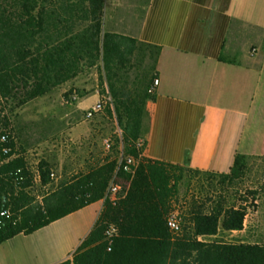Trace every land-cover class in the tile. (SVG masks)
<instances>
[{
  "label": "trees",
  "instance_id": "trees-1",
  "mask_svg": "<svg viewBox=\"0 0 264 264\" xmlns=\"http://www.w3.org/2000/svg\"><path fill=\"white\" fill-rule=\"evenodd\" d=\"M51 2L53 6L59 2L57 10L70 19L79 15L84 26L76 31L66 28L64 37L43 49L36 45V37L46 18L45 0H0V135H8V142L0 143V213H10L0 217V244L102 200L114 180L129 184L126 195L115 205L103 203L71 261L61 264H264V243L216 238L220 232L243 230L247 196L253 199L257 194L242 195L247 157L237 155L229 174L218 176L145 158L133 174L121 169L120 147L123 156L137 157L135 144L142 139L145 149L143 119L146 104L153 100L150 87L156 79L159 47L103 32L104 0ZM92 68L101 94L110 98L106 114L115 117L120 137L114 139L109 157L53 187L52 165L43 159L35 167L29 165L17 149L10 118L27 103ZM3 148L9 151L4 153ZM184 177L216 180L217 189L210 184L211 191L190 199L180 233L173 235L166 216ZM108 226L115 229L111 238L106 236Z\"/></svg>",
  "mask_w": 264,
  "mask_h": 264
},
{
  "label": "crops",
  "instance_id": "crops-1",
  "mask_svg": "<svg viewBox=\"0 0 264 264\" xmlns=\"http://www.w3.org/2000/svg\"><path fill=\"white\" fill-rule=\"evenodd\" d=\"M242 27L251 50L239 44ZM102 30L160 49L143 119L145 159L218 176L237 155L264 157V0H104ZM66 31L49 13L36 45L55 44ZM67 86L54 90L62 105L78 98V90L63 97ZM101 209L92 202L11 236L0 244V264L71 261Z\"/></svg>",
  "mask_w": 264,
  "mask_h": 264
},
{
  "label": "rangeland",
  "instance_id": "rangeland-1",
  "mask_svg": "<svg viewBox=\"0 0 264 264\" xmlns=\"http://www.w3.org/2000/svg\"><path fill=\"white\" fill-rule=\"evenodd\" d=\"M51 1L56 3V0H45V16L51 13L55 19L65 21L66 28H73L74 31L84 26L79 15L70 19L66 13L57 10L60 7L59 2L53 6ZM140 1L136 0V3ZM242 32L243 40L239 44L246 47L252 41L248 39L247 28L242 27ZM253 47L254 45H250L249 49ZM67 84L68 90L63 97L68 98L74 90H78V98L75 101L62 105L56 92L52 91L27 103L16 111L15 117L10 118L17 149L24 152L29 165L35 167L41 159L48 160L52 165L53 187L109 157L114 139L120 137L115 117L106 114L108 104L90 119L85 118L86 110L95 104H91L92 95L97 101L106 96L101 94L102 87L98 85L95 69L82 71ZM80 102L82 108L77 110ZM106 142L109 143V148ZM118 150L120 164L123 154L121 147ZM245 161L247 165L242 195L249 191H255L257 194L253 199L247 196L245 205L248 210L243 230L233 233L220 232L216 238L227 243L261 244L264 243V161L257 156H249ZM204 181V177H196L191 181L184 177L172 205L178 206L184 214L192 197H201V194L211 191V187L217 189L216 180L211 183ZM43 191L46 192V189ZM37 199L40 200L39 197Z\"/></svg>",
  "mask_w": 264,
  "mask_h": 264
},
{
  "label": "built area",
  "instance_id": "built-area-1",
  "mask_svg": "<svg viewBox=\"0 0 264 264\" xmlns=\"http://www.w3.org/2000/svg\"><path fill=\"white\" fill-rule=\"evenodd\" d=\"M158 85V80L155 79L152 84V89ZM110 101V98L106 96L100 97V99L89 109L86 110L85 112V118L90 119L93 117L95 114L99 113L102 111L105 106L108 104ZM8 142V135L3 133L0 135V143L5 144ZM107 143V148H109V143ZM144 146V142L142 139L138 140L135 144L136 149L139 151V154L137 157L133 156H123L120 161V166L123 172L133 174L134 171L136 170L139 162L141 159L144 158V150H142ZM9 149L3 148V152L7 153ZM141 151V152H140ZM20 170L16 171V175L20 173ZM19 181H23V177L19 176L18 177ZM129 184H120L115 182L114 180L109 184L107 191L105 193V196L101 201L102 205L105 201H108L112 205H115L117 202H119L121 199L124 198L126 195L127 189H128ZM10 216L9 210H4L0 213V217L2 218H8ZM181 216L182 213L180 212V209L176 205H172V210L168 213L166 216V225L170 233L173 235H178L180 233V226H181ZM115 234V229L113 226H108L106 229V236L107 238H111Z\"/></svg>",
  "mask_w": 264,
  "mask_h": 264
}]
</instances>
